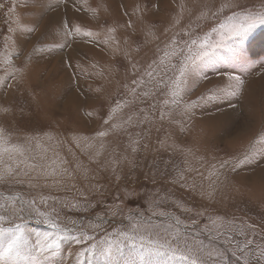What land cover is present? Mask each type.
<instances>
[{"label": "rangeland", "instance_id": "obj_1", "mask_svg": "<svg viewBox=\"0 0 264 264\" xmlns=\"http://www.w3.org/2000/svg\"><path fill=\"white\" fill-rule=\"evenodd\" d=\"M222 2L0 0V147L22 149L0 155L3 226L51 230L27 207L22 220L12 216L9 198L19 196L90 237L65 239L39 255L43 264H76L82 248L133 224L164 236L177 218L181 247L202 248L207 264H264V25L229 36L236 9L211 16ZM212 28L215 47L173 97L160 82L172 76L160 63L166 46ZM212 113L217 131L204 120ZM119 259L156 260L128 249Z\"/></svg>", "mask_w": 264, "mask_h": 264}, {"label": "snow or ice", "instance_id": "obj_2", "mask_svg": "<svg viewBox=\"0 0 264 264\" xmlns=\"http://www.w3.org/2000/svg\"><path fill=\"white\" fill-rule=\"evenodd\" d=\"M226 9H236L231 11V14L226 17L229 25V36L243 37L249 30L255 28L256 25H264V5L258 9L253 10L242 7L238 0H223L220 7L211 13L212 17H216L224 13ZM14 11V8H13ZM208 13H201V18L207 17ZM179 21H177L178 23ZM67 27V23H65ZM225 24H221L220 28H224ZM74 31L80 33L81 29L75 27ZM109 31H112L111 29ZM212 32H218L217 28H212L211 32L200 36H191L188 32L185 35L189 36V40L183 41V47H180L175 37L166 48L163 57L160 60L162 65H165V74L171 71L172 76L167 79H162L160 82L165 84L173 97L180 96L185 90V85L189 76L194 71L193 65L197 61L208 57L214 44L209 43V36ZM85 36L91 37V31H85ZM71 35V32H69ZM176 57L179 62L172 63L171 60ZM167 61V64H165ZM149 76L152 73H148ZM229 80H234L242 85L243 81L239 77H229ZM211 91V90H210ZM236 92H232L235 95ZM212 97L209 96L208 99ZM167 103V101H166ZM175 103V100H173ZM195 106L192 102L185 106L186 110ZM163 117V113L161 114ZM99 135L103 136L105 133L101 132ZM264 141V137L261 138ZM6 136L3 129H0V145L6 144ZM4 153L22 154V149L19 146L0 147V155ZM247 159V157H245ZM244 161H241L243 163ZM7 174L12 173V169H6ZM3 174H0V179ZM19 201L20 208L16 209V202ZM41 202L46 203V198L41 197ZM9 207L12 209V216L17 220H22L23 217L19 213H23L27 207L31 213H35L37 217H42L43 222L46 223L50 231L44 233H37L33 236L23 225V223H12L10 227H4L5 221H10L9 216L0 214V261L11 260L12 264H17V258L23 260L24 264H43L39 255L48 250H58L65 239L71 237L76 243H84L90 239L87 233L81 232L79 236H72V229L62 227L56 219L48 212L41 211L36 207V201L31 202L24 200L22 197L16 196L9 198ZM4 204H0V208H5ZM181 221L177 218L175 220V229L167 231L164 236L157 234L153 236L151 232L144 234L142 229L137 228L136 224L132 225L130 232H115L114 238L105 237L103 241L88 244L77 253L76 264H135L134 260H120L119 258L124 254L125 249L129 250V254L140 257L143 260L146 257L156 258L155 264H168L169 260L179 259L185 264H207V261L202 255V248L193 250L192 247H181L180 240V225ZM95 227V225H93ZM33 239L35 242L33 243ZM251 243V241H249ZM210 255V254H209ZM235 255V253H233ZM237 259H240L237 257ZM244 264H248L247 260Z\"/></svg>", "mask_w": 264, "mask_h": 264}, {"label": "bare ground", "instance_id": "obj_3", "mask_svg": "<svg viewBox=\"0 0 264 264\" xmlns=\"http://www.w3.org/2000/svg\"><path fill=\"white\" fill-rule=\"evenodd\" d=\"M216 118L217 115L215 113L209 114L207 117L204 118V120L207 121V123L214 128L213 131H217L220 129L219 123Z\"/></svg>", "mask_w": 264, "mask_h": 264}]
</instances>
